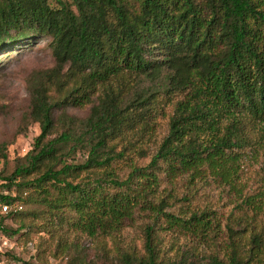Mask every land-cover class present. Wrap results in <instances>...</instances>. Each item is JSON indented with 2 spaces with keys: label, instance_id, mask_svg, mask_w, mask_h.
Here are the masks:
<instances>
[{
  "label": "trees",
  "instance_id": "16d2710c",
  "mask_svg": "<svg viewBox=\"0 0 264 264\" xmlns=\"http://www.w3.org/2000/svg\"><path fill=\"white\" fill-rule=\"evenodd\" d=\"M42 38L55 63L29 82L41 132L0 175V204L21 206L28 187L49 201L52 188L50 203L75 210L92 238L147 210L145 254H122L125 264H264V190L247 183L264 175V160L252 172L264 147V0H0L1 53ZM87 105L85 118L66 114ZM158 116L165 133L140 164ZM81 149L83 162L65 160ZM215 182L241 199L224 223L198 199ZM178 202L187 210H168Z\"/></svg>",
  "mask_w": 264,
  "mask_h": 264
},
{
  "label": "rangeland",
  "instance_id": "374dc122",
  "mask_svg": "<svg viewBox=\"0 0 264 264\" xmlns=\"http://www.w3.org/2000/svg\"><path fill=\"white\" fill-rule=\"evenodd\" d=\"M55 63L50 40L38 39L29 47H21L8 52H0V145L5 146L6 160L0 155V175H10L16 167L25 162L27 152L33 147L35 138L40 134L38 122L32 120V94L29 82L33 72L53 66ZM66 114L78 119L87 117L91 105L84 107L70 106ZM61 110L56 112V116ZM167 119L158 116L156 128L158 140L149 143L150 148L145 157H139V163L149 161L159 139L166 130ZM118 147V149H120ZM86 158L83 149L65 157L68 162H83ZM264 160V147L259 159L254 162L252 172L259 169ZM117 171L125 175L129 167L119 162ZM84 174V173H83ZM254 175V173H252ZM247 179L248 186L264 190L263 177L254 176ZM180 189L185 188V179L179 181ZM165 184H163L164 186ZM49 189V188H48ZM49 201L45 194L34 187L24 189V201L21 208H14L11 215L2 214L5 219L0 222V264H125L122 254H145L144 228L152 220L147 210L136 208L132 218L126 219L119 231L100 234L96 238L87 236L77 224L78 214L68 205L55 207L57 191L50 188ZM11 193H15L12 191ZM202 203H212L219 220L224 223L227 214L240 197L229 186L214 183L205 186L198 197ZM169 211L181 213L187 210L186 203L178 202ZM163 221V220H161ZM21 230L17 232V228ZM171 232L160 231L164 245L169 247ZM184 238L181 237L179 245ZM184 249V247H183ZM175 248L170 250V255Z\"/></svg>",
  "mask_w": 264,
  "mask_h": 264
},
{
  "label": "built area",
  "instance_id": "2783aa9c",
  "mask_svg": "<svg viewBox=\"0 0 264 264\" xmlns=\"http://www.w3.org/2000/svg\"><path fill=\"white\" fill-rule=\"evenodd\" d=\"M22 206H18V207H16V208H14L15 210H17V208H21ZM0 209H1V211L3 212V213H9L10 211H12L13 210V207H12V205H10V204H7V203H5V204H0Z\"/></svg>",
  "mask_w": 264,
  "mask_h": 264
}]
</instances>
